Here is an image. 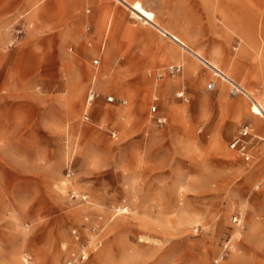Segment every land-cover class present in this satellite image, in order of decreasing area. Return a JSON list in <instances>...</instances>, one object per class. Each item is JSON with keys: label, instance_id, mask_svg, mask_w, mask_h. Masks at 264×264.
Here are the masks:
<instances>
[{"label": "rangeland", "instance_id": "obj_1", "mask_svg": "<svg viewBox=\"0 0 264 264\" xmlns=\"http://www.w3.org/2000/svg\"><path fill=\"white\" fill-rule=\"evenodd\" d=\"M114 1L137 28L152 25L160 32L133 34L126 51L110 40L98 67L94 53H84L95 43L87 33L95 28L87 20L95 12L91 4H80L78 38L64 43L28 40L26 31L8 47L11 24L23 16L0 18L10 33L0 46V264H63L77 249L72 229L89 239L98 225L103 245L83 264H211L228 238L219 264H264V115L257 107L264 110V74L257 61L237 62L241 42L234 31L224 38L217 29L232 20L264 53V0H220L213 20L199 0H149L158 11L174 5V19L191 38L139 4ZM204 1L214 12V0ZM124 3L153 24L133 17ZM160 33L171 43L165 49ZM169 33L252 97L229 95L225 80L208 90L211 67ZM80 62L97 70V79L90 78L85 95L71 85L65 101L64 82L78 76ZM173 63L181 69L169 73ZM171 78L179 81L171 84ZM92 86L101 95L86 118ZM182 86L188 100L178 96ZM110 93L127 103H108ZM160 113L168 117L163 126L154 118ZM242 124L251 131L245 150L230 146ZM74 190L88 199L72 198Z\"/></svg>", "mask_w": 264, "mask_h": 264}, {"label": "crops", "instance_id": "obj_2", "mask_svg": "<svg viewBox=\"0 0 264 264\" xmlns=\"http://www.w3.org/2000/svg\"><path fill=\"white\" fill-rule=\"evenodd\" d=\"M129 1L131 3L139 4L149 13H151L158 21H160L166 26H169L174 31L177 32L180 31L185 34V26L182 25L180 21L174 19V16L178 14L174 5L168 3H166V5L163 4L164 10L158 11V9L152 3H150L149 0H129ZM84 2L88 5L91 4L95 10V12L92 15L88 16L87 18L89 22H93L95 27L93 31L92 27L89 26L88 27L89 31H87V33H90L89 35H91V38L95 39V43L91 42V44H89L88 46V49L87 47H85L84 49V53L86 54L88 53L91 54L92 52L94 53V57H95L94 60L96 58H100V62H101L103 56L104 57L106 56V52H109L107 50V46L110 40L116 46L118 44V46L120 45L121 49H124L126 51L129 50L130 44L132 43L133 38L131 37L133 36V34L136 35V38L143 37L144 34L150 35L153 38L155 37L156 32H160L156 27L152 25H148L143 28H139V27L137 28L136 27L137 24H133L131 21H129L126 18L125 15L126 9H124L120 5V3L114 0H0V18L3 16L16 17L21 15L23 16V18L22 19L21 17L19 18L20 22L25 23L26 31H29L28 32L29 34L27 36L28 40H38V41L56 40V42L60 41L61 43H64L69 38L72 39L78 38L80 27L78 25L79 22L76 20L75 16H77L76 14L78 13L80 4ZM217 2L220 3V0H214V4H212V6L214 7V12L212 11V9L210 10V12H208L205 1L204 0L198 1L200 8L202 7L204 10L207 11V13L211 14L207 17V20H213V18L219 19V14L215 7V4ZM90 11L91 8L87 10V12ZM111 11H113V15L112 13L110 14ZM165 14L169 15L170 20H166L162 18V15L164 16ZM26 15L31 16V18L33 16L34 18H32V20H30V18L29 19L24 18V16ZM19 19L17 21H19ZM15 24L16 23H12L11 27L13 26L16 27L17 25ZM1 25H3V27H1ZM5 25L6 24L2 22V19H0V46L2 43H4V41L8 39L10 35L9 29L6 28ZM102 33L103 36L100 38ZM85 35L88 36V34ZM186 35L189 38H191L187 26H186ZM160 36L161 37L158 41H161V44L163 45V49H165L167 43L171 44L170 40H168V38H165L163 34H161ZM70 49L73 50L74 46H72ZM93 63L95 67H98L99 64H95L94 61ZM78 67H79L78 68L79 74H77L78 76L72 80H68V81L65 80L64 82L67 88V95L61 96V98L64 99V97H66L65 101H67V99L70 96L69 87L71 85L73 86L75 85L74 90L78 89L77 91L82 92L85 95L86 86L89 83L90 78L93 77L94 80L97 79L96 73L98 71L93 69L90 65L84 66L80 62L78 64ZM154 89L157 90V88ZM77 100H78L77 105L81 106L83 104L82 102L84 101L83 95L79 96ZM115 102L122 103L121 101H115ZM115 102H110V103H115ZM73 230L74 229H72V231ZM78 231L80 232L81 235V231L80 230ZM226 242H228L229 244L230 239L228 238ZM217 254H215L214 256H216ZM172 263L182 264L178 261L171 262L170 264Z\"/></svg>", "mask_w": 264, "mask_h": 264}, {"label": "built area", "instance_id": "obj_3", "mask_svg": "<svg viewBox=\"0 0 264 264\" xmlns=\"http://www.w3.org/2000/svg\"><path fill=\"white\" fill-rule=\"evenodd\" d=\"M26 32V24L23 22H19V24L15 27V31L13 36L11 37V42L9 43L8 47L10 46H14L17 45L19 43V40L24 36ZM95 64H99L100 63V58H96L94 60ZM181 69V64H170L168 67V71L169 73H175L180 71ZM160 77H162V74L160 73ZM215 82L214 80H209L206 83V88L208 90H213L215 89ZM237 91L236 86L234 85H230L229 89H228V93L229 95L233 96V94H235V92ZM89 99L91 100V102L89 103L88 107H87V113H85V117L89 118L90 117V111H88V108L92 106V104L94 103V101L96 100V98L98 96L101 95V93L92 86V88L89 89ZM178 96L185 100H188V97L186 95V88L184 86L181 87L180 90H178ZM107 98V102H115V101H121L122 103H126V100L123 98H119L117 95H115L114 93H110L106 96ZM152 109L154 110V112L156 113L158 111L157 109V104H153ZM155 118V122L157 125L159 126H163L166 122H167V115H162V114H156L154 115ZM112 133L116 136L117 135V131L113 130ZM251 131H249V127L248 124H242L239 126V128L237 129L234 137L232 138L231 142H230V146L234 147L237 146L239 149L241 150H245V146L247 144V139L246 136L250 135ZM246 158H248V155H246ZM68 174L70 176H72L74 174V170L72 167L69 168V172ZM88 194L85 192H81V191H77L74 190L72 192V198H79L81 200H87L88 199ZM120 209L127 210L126 207L120 206ZM234 221H236V218L233 219ZM92 234L94 237H91L87 240H85L83 237H81L80 232L76 229H74L72 231V235L75 237L76 243H77V249L74 250L71 253V257L66 260L63 264H82L85 263L87 260H89L90 256L92 255L93 252H95L97 249H99L102 245H103V240L102 237L100 236L101 234V228L100 226H95V228H92ZM229 244L228 242L224 243L222 248L219 250V253L214 256L212 263L211 264H219L220 261L225 258V255L228 251V247ZM32 257L28 256V260H31ZM172 264H179V263H172Z\"/></svg>", "mask_w": 264, "mask_h": 264}, {"label": "bare ground", "instance_id": "obj_4", "mask_svg": "<svg viewBox=\"0 0 264 264\" xmlns=\"http://www.w3.org/2000/svg\"><path fill=\"white\" fill-rule=\"evenodd\" d=\"M226 1H231V3L233 2L232 0H226ZM238 1L240 2L239 5H242L245 2L243 0H238ZM124 4H126V3H124ZM217 4L215 5V7H216L217 11H220V7H218ZM126 5L129 6L133 17H135V18H137L139 20L144 21V23L153 24V22L149 19V17L146 14H144V12L139 11L137 9H134L133 7H131V5H128V4H126ZM221 23H223V22H221ZM215 24L217 25V22L216 21H215ZM222 25H223L222 27L218 25L217 26V29H218L219 33H221L222 36H224V38H225V36L226 37H230L231 34L233 33L232 31H234L235 34L240 39V42H241L240 44L241 45L239 47V50L236 52V60H237V62H240L237 58H239V59H242L243 58L244 60H248V61L251 60L252 62L257 61L259 63V65H258V71H260L261 73L264 74V58H263L264 53L258 47V44L256 42V39H254L250 34H248V32L244 28L240 27L239 30H238V28L235 25V23L232 22V20H229L228 18L225 20V22ZM185 34H186V26H185ZM168 35L171 36L170 33ZM171 38L177 44H181L182 45V48H184V50H185L184 52L192 53L195 56H197L199 59H203L197 53L195 54L192 51L193 48L190 46V44H188V42L184 38L183 39L181 38V39H178V40H176L173 36H171ZM218 49H219V46H218ZM213 59H214L213 57L212 58L210 57V60L211 61H213ZM183 61L185 63L187 61L186 58H185V55L183 56ZM203 61H205V63H207L208 66L211 67V69L213 70V73L212 74H213L214 81H216L218 83V81L224 82V80H225L226 83L229 86L230 85L236 86L237 91L233 95H236V94H245L246 96H249V94L243 88L242 85H240L239 83H237L235 80L229 78V76L226 73H224L222 70L218 69L215 66L213 67V65H211V63H209L208 60L206 61L205 59H203ZM192 71H193V66L191 65V62H189L188 74L191 75L192 74ZM259 75H261V74H259ZM169 80H170L171 84L177 83L179 81V79H177V78H171ZM162 91H164V90H162ZM249 93H250V95H253V93H252L251 90L249 91ZM249 97H252V96H249ZM257 107L259 108L260 112L263 113V115H264V110L261 108V106L257 104ZM170 110L173 111V108H170ZM91 237H94V236L92 235V236H90V238Z\"/></svg>", "mask_w": 264, "mask_h": 264}]
</instances>
